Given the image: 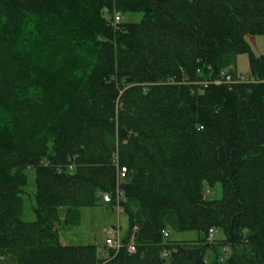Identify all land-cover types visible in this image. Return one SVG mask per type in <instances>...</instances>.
<instances>
[{"label":"trees","instance_id":"16d2710c","mask_svg":"<svg viewBox=\"0 0 264 264\" xmlns=\"http://www.w3.org/2000/svg\"><path fill=\"white\" fill-rule=\"evenodd\" d=\"M261 34L264 0H0V264H264ZM116 189L134 253L60 243Z\"/></svg>","mask_w":264,"mask_h":264},{"label":"rangeland","instance_id":"374dc122","mask_svg":"<svg viewBox=\"0 0 264 264\" xmlns=\"http://www.w3.org/2000/svg\"><path fill=\"white\" fill-rule=\"evenodd\" d=\"M122 22L137 23L141 20L140 14L125 13L121 15ZM246 43L251 48L254 55H264V34L257 36H247ZM235 72L243 80L248 79V58L245 54L237 55L235 58ZM206 198L218 199L220 187L216 186L213 191H204ZM32 200L24 201L22 221L32 222L34 214L32 212ZM111 228L118 229L120 240L126 236L128 223L122 211L111 209L109 204L100 202L96 206L85 207L79 210V223L75 226L62 227L58 229L59 240L65 245H95L102 248L108 237L107 233ZM197 238V233L191 232H171L169 239L172 241H192ZM212 239H215L212 238ZM206 260H210L206 256Z\"/></svg>","mask_w":264,"mask_h":264},{"label":"built area","instance_id":"2783aa9c","mask_svg":"<svg viewBox=\"0 0 264 264\" xmlns=\"http://www.w3.org/2000/svg\"><path fill=\"white\" fill-rule=\"evenodd\" d=\"M115 20L118 21V18L116 17ZM221 79H225L226 81H230L232 78L229 75H227L225 72H221L220 73V79H218L216 84H219ZM122 173H124L123 168L121 169V174ZM120 198H122V191H120V189H116L114 208L117 212L121 211V206L119 204ZM111 200H112V198L109 195H107V194L102 195L103 203H106V204L111 203ZM210 233H212V231H210ZM107 235H108V237L105 240V245L108 248H111V249L117 251L120 248L124 247L125 251L128 254H132L135 252V246L133 243V235H130L125 243H122V241L120 240L118 229H116V228H111L108 231ZM163 235L167 236L165 232H163Z\"/></svg>","mask_w":264,"mask_h":264},{"label":"crops","instance_id":"0c3cea01","mask_svg":"<svg viewBox=\"0 0 264 264\" xmlns=\"http://www.w3.org/2000/svg\"><path fill=\"white\" fill-rule=\"evenodd\" d=\"M61 243V242H60ZM61 244H63V243H61ZM63 245H65V244H63Z\"/></svg>","mask_w":264,"mask_h":264}]
</instances>
